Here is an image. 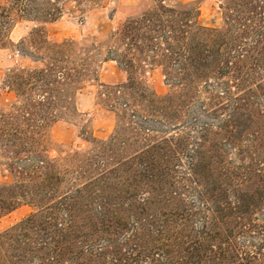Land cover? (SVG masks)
<instances>
[{
	"label": "trees",
	"instance_id": "1",
	"mask_svg": "<svg viewBox=\"0 0 264 264\" xmlns=\"http://www.w3.org/2000/svg\"><path fill=\"white\" fill-rule=\"evenodd\" d=\"M101 1L0 0V46L10 41L13 24L23 20L35 23L38 27L30 36L47 44L45 27L61 18L66 3L75 2L81 11L82 7L92 8ZM164 1L155 0V7L122 24L113 39L124 48L110 45L109 60L129 75V89L134 88L137 66L141 70L146 65L164 68L170 94L159 97L144 88L140 97L146 102L149 116L164 117L170 128L182 127L180 133L174 130L179 144H242L245 136L232 118L244 112L259 113L257 92L246 84L259 80V58L254 56H259V45L264 51V0H220L224 30L204 28L198 24V12L167 7ZM214 82L216 87L212 88ZM233 87L242 95L235 98ZM68 100L71 104L74 96ZM34 106L41 107V101ZM194 106L205 113L218 107L214 113L222 112L229 118L217 127L208 123L201 127L187 125L185 118ZM73 111L76 112L75 107ZM31 116L33 112L26 109L23 120L28 128L23 129L11 110L0 109V172L8 178L0 181V217L22 205L37 209L31 217L0 235V264H105V256L111 257L108 264H222L227 253L233 251L228 235L210 248V254L216 252L219 256L206 260L199 255L197 242L187 241L190 236H186L183 227L165 223L147 228L133 214L136 198L129 163L103 162L106 152L99 148L92 159H53L46 144V130L56 119L40 115L33 123ZM139 129L145 136L158 132L154 126ZM184 130L197 133V137ZM255 133L258 132L248 135ZM176 136L165 138L160 144H178ZM116 142L113 138L103 144L112 147ZM143 167L153 176L152 182L162 183L159 189L152 186L149 193L158 190V197L169 201L176 193L170 184L171 173H176L173 164ZM189 170L194 175L196 165L192 164ZM161 177L166 179L160 181ZM140 200L144 205L148 199ZM234 209L232 215L251 219L249 209ZM119 236L126 243V254L117 256L112 246Z\"/></svg>",
	"mask_w": 264,
	"mask_h": 264
},
{
	"label": "rangeland",
	"instance_id": "2",
	"mask_svg": "<svg viewBox=\"0 0 264 264\" xmlns=\"http://www.w3.org/2000/svg\"><path fill=\"white\" fill-rule=\"evenodd\" d=\"M156 4L155 0H103L80 11L75 2H68L61 18L46 25L47 44L30 36L38 27L35 23L15 22L9 32L10 41L0 46V109L11 110L23 129L28 128L23 120L26 109L33 112L29 117L33 123L40 115L55 118L53 126L58 123L57 127L46 130V144L53 159H92L100 149L106 152L103 162L129 163L136 198L133 214L147 228L165 223L183 227L186 236H190L187 241L197 242L199 255L206 260L219 256L216 252L210 254V248L230 235L233 251L227 253L222 264H264V51L259 45V56H254L259 58V80L246 84L257 92L259 113L244 112L232 118L245 136L242 144H179L175 131L180 133L182 127L170 128L164 117L149 116L146 102L140 97L144 88L159 97L170 94L164 68L146 65L141 70L137 66L140 62H136L134 88L129 89V75L109 60V46H121L113 39L114 33L127 20L138 18ZM164 4L180 11L198 12V24L204 28H225L220 0H165ZM79 77L80 82H76ZM77 85L80 88L76 91ZM212 85L216 87L215 82ZM232 91L235 98L242 95L234 87ZM70 96H74L71 104ZM40 101L41 107L34 106ZM197 106L184 117L187 125L201 127L208 123L217 127L229 118L228 114L214 113L218 107L205 113ZM148 126L158 132L145 136L139 128ZM250 132L258 133L251 136ZM184 133L197 137L189 130ZM172 136H176L178 144H160ZM113 138L117 144L104 146ZM169 164L176 171L171 173L174 179H170L176 193L165 202L158 197V190L149 193L152 186L159 189L162 183L152 182L153 176L143 166L164 168ZM192 164L196 165L194 175L189 170ZM0 181H8L2 172ZM142 198L148 199L144 205ZM234 208L249 209L251 219L232 215ZM36 212L34 206L22 205L0 217V235ZM125 245L122 236L114 241L112 247L117 256L126 254ZM105 257L108 264L111 257Z\"/></svg>",
	"mask_w": 264,
	"mask_h": 264
},
{
	"label": "crops",
	"instance_id": "3",
	"mask_svg": "<svg viewBox=\"0 0 264 264\" xmlns=\"http://www.w3.org/2000/svg\"><path fill=\"white\" fill-rule=\"evenodd\" d=\"M58 123H56L54 126H53V129H55L57 127Z\"/></svg>",
	"mask_w": 264,
	"mask_h": 264
}]
</instances>
